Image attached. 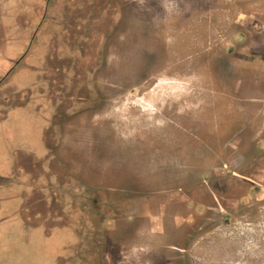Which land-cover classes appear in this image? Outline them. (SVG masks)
<instances>
[{
    "label": "rangeland",
    "instance_id": "1",
    "mask_svg": "<svg viewBox=\"0 0 264 264\" xmlns=\"http://www.w3.org/2000/svg\"><path fill=\"white\" fill-rule=\"evenodd\" d=\"M8 71L0 264H264V0H0Z\"/></svg>",
    "mask_w": 264,
    "mask_h": 264
},
{
    "label": "flooded vegetation",
    "instance_id": "2",
    "mask_svg": "<svg viewBox=\"0 0 264 264\" xmlns=\"http://www.w3.org/2000/svg\"><path fill=\"white\" fill-rule=\"evenodd\" d=\"M10 71L0 76V85L3 83L7 75L10 74ZM53 128H55V126L52 124L51 116L48 122V127L46 128L44 134V142L46 148L45 159L51 158L53 156L51 148L52 146L48 145L47 141V137L51 138L52 134L54 133ZM94 202L95 204H93ZM99 202V200H92V204H89L87 208L84 207L83 209H80V230H82V227L84 228V236H81L80 234L83 255L81 261L82 264H103L104 258L100 253V250H106V241L111 240V237L109 236L110 232H113V237H123L125 235L127 236L126 230L128 229L125 226H123L124 228L122 226L117 227L114 216L111 214L113 213V211H111V206L106 207L99 204ZM106 220L108 223L107 226L104 225ZM111 223L113 224V226ZM121 229L124 230L122 231ZM110 250L111 249L109 248L108 255H112Z\"/></svg>",
    "mask_w": 264,
    "mask_h": 264
}]
</instances>
